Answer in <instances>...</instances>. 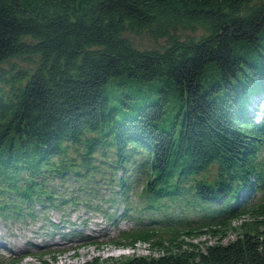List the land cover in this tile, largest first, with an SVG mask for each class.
<instances>
[{"label":"trees","instance_id":"1","mask_svg":"<svg viewBox=\"0 0 264 264\" xmlns=\"http://www.w3.org/2000/svg\"><path fill=\"white\" fill-rule=\"evenodd\" d=\"M143 32L164 46L135 48ZM132 79L163 86L111 106ZM263 95L264 0H0V220L112 186L121 214L93 208L132 222L113 245L155 255L80 264H264V115L248 109ZM202 234L217 239L185 240Z\"/></svg>","mask_w":264,"mask_h":264},{"label":"rangeland","instance_id":"2","mask_svg":"<svg viewBox=\"0 0 264 264\" xmlns=\"http://www.w3.org/2000/svg\"><path fill=\"white\" fill-rule=\"evenodd\" d=\"M201 33V30H197L193 35L181 33L180 37L192 36L195 38ZM129 40L135 48L142 50H158L165 44L162 39L150 38L146 32L130 35ZM211 70L210 67L204 72L201 85L206 84L214 77ZM122 82L125 83H122L123 87L112 88L108 92L109 96L112 95L109 97L111 106L116 105L119 102L117 99L123 94L132 96L136 102H150L156 97L155 91L163 86V80L160 79L151 82L134 79L122 80ZM168 107L169 113L173 114L175 103H169ZM248 109L253 121L259 123L264 115V95L259 99H251ZM260 156L264 159V148ZM67 183V189L64 184L57 185L58 192L61 193L62 189H66L68 192L72 190L70 196L74 199L77 198L79 193L75 192L77 189L75 181L70 180ZM114 192H116V188L112 186L96 187L95 201L86 198L88 201L90 200L91 208H87L83 203L77 201L75 206L66 205L63 210L35 208L33 219L22 218L6 222L0 220V264H36L38 254L49 264H80L95 256L121 258L131 255H155L154 252L150 253L145 243L141 242L130 248L113 245V240L118 236V230L130 227L132 222L118 219L117 224L114 225L97 212L93 206L98 204L96 206L107 210L108 214H115L118 217L122 212V205L112 208L104 203L107 198L114 197ZM78 199L80 200V198ZM99 200H102L100 204ZM130 200L135 201L131 196ZM49 220L57 225L56 229L49 225ZM65 220H69V223L62 225ZM233 223H236V219L233 220ZM235 237L236 232L231 231L221 242L225 243ZM216 239L209 237L208 234H202L197 238L185 240L198 243L202 247L203 242L209 244L215 242Z\"/></svg>","mask_w":264,"mask_h":264}]
</instances>
